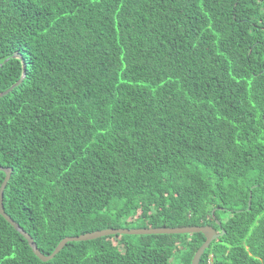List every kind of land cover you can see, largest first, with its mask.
<instances>
[{"label":"trees","instance_id":"obj_1","mask_svg":"<svg viewBox=\"0 0 264 264\" xmlns=\"http://www.w3.org/2000/svg\"><path fill=\"white\" fill-rule=\"evenodd\" d=\"M3 92L4 211L44 255L136 220L213 226L199 264H264V0H0ZM204 241L109 234L44 261L0 212V264H191Z\"/></svg>","mask_w":264,"mask_h":264},{"label":"water","instance_id":"obj_2","mask_svg":"<svg viewBox=\"0 0 264 264\" xmlns=\"http://www.w3.org/2000/svg\"><path fill=\"white\" fill-rule=\"evenodd\" d=\"M25 67V65H24ZM25 72L23 76L20 78L19 81H17L10 89H12L14 86L18 85L24 78ZM6 92L0 93V96L4 95ZM4 172H6V177L2 182L1 188H0V212L3 214V216L11 221L14 226L21 232L23 233L26 238L29 241V244L31 245L33 251L35 254L41 258L42 260H48L52 258L59 250L63 248V246L68 242V241H73V240H86V239H92V238H97V237H102L106 236L109 234H149V233H180V232H202L205 235V241L204 243L197 249L195 252L191 264H199L201 256L204 252V250L210 245L211 241H213L216 237H218L220 234L213 226L211 225H204V226H180V227H142V228H132V229H126V228H106L102 230H96L92 232H87L83 233L79 236H74V237H65L62 239L55 250L49 254V255H44L38 248L37 244L34 242L33 238L31 235L26 232L25 230L22 229L17 223H14V221L11 219V217L4 211L3 207V193L4 189L6 187V184L10 178L11 174V168L10 167H1ZM250 204V201H249Z\"/></svg>","mask_w":264,"mask_h":264},{"label":"rangeland","instance_id":"obj_3","mask_svg":"<svg viewBox=\"0 0 264 264\" xmlns=\"http://www.w3.org/2000/svg\"><path fill=\"white\" fill-rule=\"evenodd\" d=\"M120 224L122 225L120 228L132 229V228H141L139 222L134 220L132 222H123L121 221ZM176 264L178 263V259H176Z\"/></svg>","mask_w":264,"mask_h":264}]
</instances>
